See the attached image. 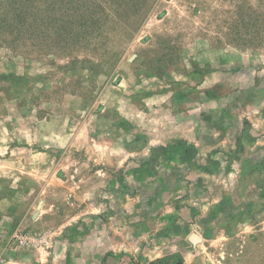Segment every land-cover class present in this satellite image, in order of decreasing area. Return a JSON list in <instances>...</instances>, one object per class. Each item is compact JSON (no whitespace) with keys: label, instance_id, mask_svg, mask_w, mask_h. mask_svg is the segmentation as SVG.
I'll return each instance as SVG.
<instances>
[{"label":"rangeland","instance_id":"obj_1","mask_svg":"<svg viewBox=\"0 0 264 264\" xmlns=\"http://www.w3.org/2000/svg\"><path fill=\"white\" fill-rule=\"evenodd\" d=\"M0 264H264V0H0Z\"/></svg>","mask_w":264,"mask_h":264}]
</instances>
